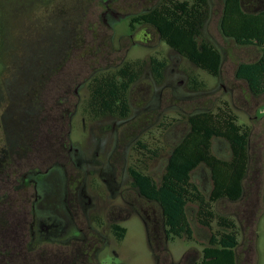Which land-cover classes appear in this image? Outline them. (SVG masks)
Returning a JSON list of instances; mask_svg holds the SVG:
<instances>
[{"label":"rangeland","instance_id":"1","mask_svg":"<svg viewBox=\"0 0 264 264\" xmlns=\"http://www.w3.org/2000/svg\"><path fill=\"white\" fill-rule=\"evenodd\" d=\"M78 1L54 0L53 9L47 16L44 13L46 5L41 1H36L34 5L27 3L24 8L27 13L18 15V18L13 17L9 21L7 19L9 13L6 14V18L3 16L5 15L3 13L9 10L8 4L0 0V41L9 39L7 49L4 46L0 48V149L4 148L5 143L1 124L3 121H10L13 129L18 113L24 115L21 103L36 95L29 94L27 88L38 87L40 93H37V97L43 103L42 108L46 109L47 106L44 104L49 103L52 95L56 98L61 95L57 92L54 94L55 91L62 92L58 89L67 86L73 89L81 82L77 90L79 96L72 99L75 101L79 97L68 137L72 146L78 147L84 160L91 158L92 151L97 150L89 131H83L80 124L81 117L85 118L86 129L89 128L90 121H96L97 128L108 127L109 132L105 135L103 146L96 156L100 165L105 167L108 155L116 154V151L110 152L113 146L112 131L115 127L121 137L125 136V140L120 142L118 161H115L117 180L121 179L123 160L126 168L132 166L140 168L158 182L164 172L170 150L188 130L187 116L204 109L216 110L223 102H227L230 110L237 116L238 123L250 129V152L253 158L249 169V180L253 182L248 186L246 184L248 190L245 198L250 199L248 206H245V198L238 201L222 199L213 204V211L233 219L236 223L238 233L236 252L240 264H264V94L257 98L251 96L245 82L234 78L236 65L240 62L255 61L259 56L258 53L250 47L238 46L221 35L217 24L220 14L219 0H210L212 12L205 26L206 32L203 34L222 53V67L218 77L210 76L175 53L151 26L131 28L129 26L131 17L142 12L137 0H115L111 7L116 12L124 13L125 16L119 21L111 20V26L103 22L99 0H84L79 2L81 5ZM82 7L89 11L81 10ZM73 20H75L76 38V45L72 50L74 55L69 60H47L45 55L59 51V47L55 44L60 40L61 36L58 35L63 31L66 23H72ZM86 24H90V27L84 29ZM5 26L6 29L9 27L6 35ZM131 34L134 38H130ZM132 39L138 42H132ZM140 39H143L142 42H139ZM52 41L54 44L51 43ZM150 57L163 58L167 61L160 83H154L151 78ZM137 60L142 61V70L141 76L129 89V116L121 120L113 115L93 117L86 112L92 78L112 71L125 62ZM191 75H195L205 83L204 89L194 91L189 88L187 81ZM41 116L42 114L40 117L37 115L33 117L41 118L43 120L40 121L41 123L51 122L45 121ZM94 133L96 136L100 135L97 129ZM138 142L144 144L145 148L141 149ZM24 143L28 147V142ZM121 147H125L126 154L122 152ZM211 149L213 154L220 158L229 157L228 144L221 139H213ZM121 154L125 156L122 158ZM35 158L34 153L28 152L24 160L29 161L30 164L26 166L23 164L22 167L25 169L22 170H29L30 166L37 165ZM111 161H114V157ZM12 163L14 168L15 165L20 164V157L17 154L13 155ZM38 164L40 170H45L47 167V163ZM38 178L57 189L62 183L57 170L54 169ZM191 180L204 194L209 193L211 180L205 167L199 166L194 169ZM88 181L89 189L95 197V207L88 212L89 223L108 239L106 248L98 257L101 264H192L200 259L202 247L216 229L214 224L211 228L200 225L195 219L194 205L189 204L187 211L193 228V240L171 241L166 240L164 233L158 228L154 237V234H151L150 221H148L147 234L141 217L135 213L128 217L124 211L121 212L120 217L125 219L116 223L124 227L126 233L118 242L111 233V223L118 218L114 204L124 207V203L120 199L110 198L109 191L105 189L97 174L89 176ZM130 185L131 178L127 170L122 185L125 198L134 203L143 217V211L152 214L160 229L162 222L160 207L155 202H148L138 197L131 191ZM27 188L32 199V188L29 185ZM58 202L57 197H47L42 205H57ZM246 208L244 215L243 210ZM55 211L62 213L60 209ZM235 216L239 217L241 225ZM14 219L13 217L12 220ZM71 229L67 226L69 232ZM68 236L69 233L60 237V240H65ZM73 247L68 243L54 245L48 240L33 244L32 254H28L29 262L36 264L38 254L42 253L43 258L46 259L55 251L63 253ZM112 249L117 253L116 257ZM19 262L12 261L11 264H21L22 260L20 259Z\"/></svg>","mask_w":264,"mask_h":264},{"label":"trees","instance_id":"2","mask_svg":"<svg viewBox=\"0 0 264 264\" xmlns=\"http://www.w3.org/2000/svg\"><path fill=\"white\" fill-rule=\"evenodd\" d=\"M260 1L264 5V0ZM209 17L210 0H161L154 9L134 17L132 22L150 25L175 53L210 76L218 77L222 53L203 35ZM219 31L236 45L253 46L260 53L253 62L238 63L234 77L245 82L251 96L257 98L264 94V9L258 13H246L242 10V0H224ZM166 66V59L150 57L149 70L154 83L161 82ZM141 70L142 61L137 60L93 77L86 112L93 117L113 115L127 118L130 113L129 89L141 76ZM187 82L194 91L205 87L195 75L189 76ZM186 120L188 130L170 150L160 180L157 182L142 169L132 166L129 169L132 184L142 198L160 207L167 240H193L187 211L189 204L194 205L195 219L200 225L216 226L201 249L200 259L193 264H236V223L214 212L213 204L222 199L238 201L243 196L250 129L238 123L227 102L216 110L205 109L189 114ZM42 127L44 138L29 141V153L46 150L50 145L45 136L52 122L43 123ZM215 138L228 144V158L213 154L211 147ZM137 144L141 149L145 148L144 144ZM199 166L206 168L211 180L207 195L191 180V173ZM113 231L118 240L126 233L124 227H114ZM11 258L13 262L22 259L18 247H13Z\"/></svg>","mask_w":264,"mask_h":264},{"label":"flooded vegetation","instance_id":"3","mask_svg":"<svg viewBox=\"0 0 264 264\" xmlns=\"http://www.w3.org/2000/svg\"><path fill=\"white\" fill-rule=\"evenodd\" d=\"M3 1L8 4L9 9L8 12L5 11V13H3L5 14L3 16L6 18V14L9 13V17L7 19L11 21V18H18V15L22 16L27 13L24 9L25 4L30 3L34 5L36 1H41L43 5H46V8L44 7V13L47 16L53 9L52 4L54 0ZM82 1L84 0H79L78 3ZM99 1L101 5V17L103 22L108 26H111V20L119 21V19L125 16L124 13L116 12L111 7L115 0ZM160 1L161 0H158V2L157 0H137L140 4L142 12H138L137 15L131 17L129 26L134 29L138 26H150L142 22L133 23L132 20L134 17L154 9ZM75 2L76 1H74V4ZM81 10L84 11L86 8L82 7ZM74 25L75 20H73L72 23H66L63 27V31L58 35V37L61 36L60 40L55 42V44L59 47V51L45 55L47 60L58 61L69 60L72 58L74 55L72 50H74L76 45ZM6 26L5 35L7 34L6 31L9 30V27L6 29ZM86 26H84V29L89 28L90 24H86ZM131 37L134 38V35L131 34L130 38ZM143 39H145V37ZM143 39H140L139 42H142ZM8 40L9 39L6 38V40L2 42L0 41V48L4 46V48L7 49L9 46ZM132 42L138 41H134L132 39ZM51 43H53V41ZM80 86L81 82L76 84L73 89H71L70 86H67L63 87L64 89H58L62 90V92L55 91L54 94L57 92L61 95H58L57 98L52 95V99L49 98V103H46V105L44 104V106H47L46 109L42 108L43 103L39 101L37 97V93H40L38 87L34 88L31 86L30 88H27L28 93L36 95L34 97L31 96L30 99L21 103L24 115H20L18 113L14 120V128L12 129L10 121H3L1 124L3 126V137L5 143L3 145L4 148L0 149V264L2 263V258L4 259L2 264H10L9 261L11 251L15 246L20 250L22 258L21 264H32V262H29L28 254H32L31 249L33 248V244L41 242L44 243V241L47 240L53 242L54 245L59 243H68V245L72 244L74 247L67 252L64 251L63 253L55 251L46 259L43 258L42 253L38 254V260H35L36 264H101L98 257L102 250L106 248L108 239L105 235L101 234L97 228L93 227L89 223L90 219L88 212L90 209L95 207V197L89 189L88 181L89 176L93 174H97L105 189L109 191L111 199H120L124 203V207L123 205L114 204V208L117 210L116 212L118 214V218H115L117 220L111 223V233L116 241L120 242L122 239H117L113 228L122 227L116 222H118V220L125 219L120 217L121 212L124 211L128 214V217L132 213L141 217L147 234L149 232L148 221L151 223L152 227L150 230L151 234H154V237H156L157 228L164 233L162 222L159 229L158 222L154 217H152V214H148L146 211H143V217V215L135 207L134 203L125 198V192L122 190V185L124 175L127 170L129 173L130 167L126 168L125 163L123 165V160L120 171L121 179L120 181L117 180L118 172L115 161H118L120 142L122 143L123 140H125V136L122 135L121 137L119 132L115 130V127H113V146L110 152L113 153L116 151V154L108 155L105 167L100 165V161L96 158V156H98L99 150L103 146L105 135L109 132L108 127L97 128L96 121H90L89 128L86 129L84 116L80 118V124L82 125L83 131H89L91 137L96 143L94 147L98 150L94 149L91 153V158H87L86 160L83 159L82 153L78 147H73L69 142L68 137L71 131V121L75 115V109L78 106L79 97L75 101H72V99H76V96H79L77 90ZM174 88L175 87H173V89ZM41 114L45 121L52 122V127L50 128V131L48 130L45 136V139L50 143V145L48 144L49 146L46 150L41 149L37 153H34L36 157L34 161H36L37 165L30 166L29 170L23 171L22 168L25 169L22 167L23 164L25 166L26 164H30L29 161L24 160L28 153V147L24 142L27 141L29 144V141L44 138V136L42 137L43 123L40 122L43 120L41 118L35 119L33 117L35 115L40 117ZM95 129L99 131L100 135H95ZM122 152L126 154L125 147L122 148ZM16 154L20 157V164L15 165L14 168L12 158L13 155ZM121 156L123 158L125 155L121 154ZM113 157L114 161L112 162L111 159ZM252 158L253 156L250 152L249 140L248 167L244 180L242 199L245 198L248 190L246 184L248 186L250 182H253V180H249V169L252 164ZM38 163H47L46 169L40 170V168L37 167L39 165ZM84 163H87V165H84ZM53 169L57 170L58 176L62 180L58 189L54 186H49L48 183L46 184L43 180L38 178L40 175H47L52 172ZM256 170L257 169H255V171ZM28 185L31 186L33 191L32 199L27 192ZM129 188L132 192H135L138 197H141L137 189L133 186L132 179ZM24 189H26V191H24ZM47 197H57L59 204L42 205ZM249 202L250 199L245 198V206H248ZM55 209H60L62 213H57ZM246 210L247 208L243 210V214ZM13 217L15 218L14 220H12ZM235 217L241 225L239 217ZM67 226L72 228L70 232L67 230ZM67 233H69V236L65 240H60V237L66 235ZM111 251L113 252L114 257H116L117 253L114 249ZM236 264H240L237 252Z\"/></svg>","mask_w":264,"mask_h":264},{"label":"crops","instance_id":"4","mask_svg":"<svg viewBox=\"0 0 264 264\" xmlns=\"http://www.w3.org/2000/svg\"><path fill=\"white\" fill-rule=\"evenodd\" d=\"M223 2H224V0H219V4H220L219 13L220 14H219V18L217 21L218 29H219V19H220V15H221V12L223 9ZM263 9H264V5H263V2L260 0H242V10L246 13H258V12L262 11ZM210 12H212V4H210ZM225 39H227V38H225ZM228 40H230V39H228ZM248 47L254 49V51H256L258 53V55L260 56V53L253 46H248Z\"/></svg>","mask_w":264,"mask_h":264}]
</instances>
